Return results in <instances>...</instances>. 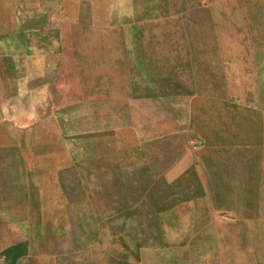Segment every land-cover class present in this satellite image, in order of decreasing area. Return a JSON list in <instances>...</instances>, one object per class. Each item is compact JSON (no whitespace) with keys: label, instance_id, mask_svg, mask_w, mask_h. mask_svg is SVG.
<instances>
[{"label":"rangeland","instance_id":"1","mask_svg":"<svg viewBox=\"0 0 264 264\" xmlns=\"http://www.w3.org/2000/svg\"><path fill=\"white\" fill-rule=\"evenodd\" d=\"M60 10L91 13L95 31L76 28L74 46L92 48L97 65L80 75L107 85L96 95L75 78L28 86L24 156L49 160L36 211L20 214L36 258L264 264V0ZM13 83L1 80L2 97Z\"/></svg>","mask_w":264,"mask_h":264},{"label":"crops","instance_id":"2","mask_svg":"<svg viewBox=\"0 0 264 264\" xmlns=\"http://www.w3.org/2000/svg\"><path fill=\"white\" fill-rule=\"evenodd\" d=\"M87 3L95 5L96 0H0V86L1 80H14L12 96L2 97L0 87V150L9 152L6 156L0 152V264H47L36 258L43 252L31 251L34 241L20 231L28 226L21 215L36 211L38 175L49 171L47 158L24 156L34 148L31 127L36 117L31 107L34 92L28 86L38 80L75 78L96 95L107 85L106 80L80 75H91L85 70L97 65L92 48L78 51L74 46L76 28L95 31L96 21L86 22L91 13L60 10V5ZM217 29L220 35L223 29Z\"/></svg>","mask_w":264,"mask_h":264}]
</instances>
